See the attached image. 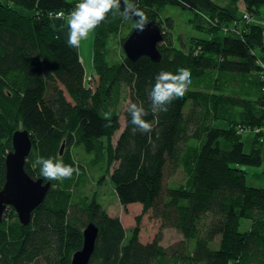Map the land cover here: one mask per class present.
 Wrapping results in <instances>:
<instances>
[{
    "label": "trees",
    "instance_id": "1",
    "mask_svg": "<svg viewBox=\"0 0 264 264\" xmlns=\"http://www.w3.org/2000/svg\"><path fill=\"white\" fill-rule=\"evenodd\" d=\"M78 1L0 0V187L5 156L19 128L31 133L25 168L32 177L41 178L37 157L61 159L80 170L71 179L51 181L30 224H22L14 207H7L11 212L0 221V264H71L89 222L99 227L89 264H264V187L249 185L241 167L262 163L264 26L243 15L225 17L227 8L213 0H132L163 30L161 60L145 55L136 61L108 59L110 41L125 25L109 14L96 28V74L87 87L85 66L58 35L52 17L71 13ZM243 2L253 15L264 6V0ZM168 5L190 9L205 21L237 19L242 32L226 34L210 24L209 38L193 37L188 48H177L166 33L173 21L162 19ZM179 68L191 72L188 91L167 112L153 114L148 93L157 74ZM127 91L129 103L145 107L152 132L134 134L126 111L114 144L121 128L118 108ZM109 109L111 121L102 119ZM247 129L261 138L250 151L243 141ZM75 150L86 160L78 159ZM181 167L186 182L167 184ZM96 170L110 173L123 205L143 204L145 212L151 210L163 227L178 229L184 240L167 249L160 234L148 244L140 241L138 230L128 235L119 217L82 194ZM243 218L252 220L249 230L240 229Z\"/></svg>",
    "mask_w": 264,
    "mask_h": 264
},
{
    "label": "rangeland",
    "instance_id": "2",
    "mask_svg": "<svg viewBox=\"0 0 264 264\" xmlns=\"http://www.w3.org/2000/svg\"><path fill=\"white\" fill-rule=\"evenodd\" d=\"M213 1H215V4L219 7L227 8L229 13L227 14L225 12L224 15L225 17H230L231 19L236 17V15L241 16L248 12L246 9H243L241 7V4H244L243 2H241L243 0H238L236 4H232L229 0ZM78 2H80V0ZM242 6H245V4ZM216 12L219 13L220 11L218 10ZM248 13L251 15V19H249V21L259 23L261 26H264V6H261L260 12L257 15H253L250 12ZM167 18H171V20L173 21V29H167L168 31H166V33H170V37L173 39L174 45L177 48H188L191 45L193 37L209 38V35H211L210 32H213L212 30L208 29L210 27H213L208 21L204 20L202 15L196 14L194 11L190 9H185L179 5L166 6L162 13V19L165 21V19ZM133 27L134 20L127 21L125 22V25L120 31V33L117 36L113 37L109 44L108 59H110L111 61H119L124 56H126L124 49L121 45V39H125L129 35ZM95 32L96 29L89 34V37L83 42L81 48L82 55L86 57V65L84 64L85 69L86 71L90 72L86 74L85 77V84L87 87L90 86V81L96 74L94 56L92 61L93 41L95 38ZM128 104L129 92L127 91L125 93L124 100L118 108L121 128L117 130L113 136L114 144L117 143L120 133L124 129L126 123L125 113ZM249 133H251L250 129L243 131L244 143ZM261 145L262 163L260 165L241 166L247 171L248 184L256 187H264V142H262ZM245 150L250 151L249 146L245 145ZM75 151L78 159L79 156H82L86 160L84 153L79 150ZM116 165L117 163H115L110 168V172L113 171ZM186 179L187 174L181 167L173 176H169L167 178L166 183L169 185H176L185 183ZM82 192V194L86 195L90 201L96 199L100 204H102V206L111 216L119 217L128 235L132 234L135 230H138L139 239L144 244L154 242L159 234L161 235L160 244L167 249L177 244H180L184 240L183 234L178 229L173 227H163L161 225V220L154 216L151 210L145 212L143 204L137 202L128 205H123L119 200L114 184L110 180V173L104 170L103 173L102 170L101 172L97 170L94 173L91 172L89 182L87 186L83 188ZM6 210L4 212V215L7 216V213H10L11 211L8 212V210ZM139 217H141V219H138ZM251 224V219L243 218L240 222V229L242 231L249 230Z\"/></svg>",
    "mask_w": 264,
    "mask_h": 264
},
{
    "label": "clouds",
    "instance_id": "3",
    "mask_svg": "<svg viewBox=\"0 0 264 264\" xmlns=\"http://www.w3.org/2000/svg\"><path fill=\"white\" fill-rule=\"evenodd\" d=\"M109 14L114 18H120L123 22L134 20V28L140 32L150 23L145 11L132 0H80L66 21L69 29L67 45L71 48H79L81 41L86 40L89 34L109 17ZM56 18L64 19L63 13ZM191 83V72L187 68H179L176 73L167 71L158 73L148 93L151 112L153 114L167 112V106L174 100L182 99ZM126 111L131 117L134 134L137 131L141 134L152 132V124L145 119L148 112L142 104L129 103ZM112 115V110L109 109L102 113V119L111 121ZM35 165L39 167L40 177L48 181L63 182L71 179L74 173L80 174L78 166L73 167L53 157H37Z\"/></svg>",
    "mask_w": 264,
    "mask_h": 264
},
{
    "label": "water",
    "instance_id": "4",
    "mask_svg": "<svg viewBox=\"0 0 264 264\" xmlns=\"http://www.w3.org/2000/svg\"><path fill=\"white\" fill-rule=\"evenodd\" d=\"M164 33L156 20H151L145 30L140 32L133 29L125 38L123 49L126 56L136 61L141 56H149L153 61L161 60L160 43ZM13 149L5 156V182L0 187V221L7 207H14L20 222L28 225L32 221L35 209L41 205L52 187L51 181L32 177L26 170L27 157L33 148L31 133L27 128H19L12 135ZM65 143L61 146V153ZM99 227L89 222L84 230V242L77 250L71 264H89L94 253Z\"/></svg>",
    "mask_w": 264,
    "mask_h": 264
},
{
    "label": "crops",
    "instance_id": "5",
    "mask_svg": "<svg viewBox=\"0 0 264 264\" xmlns=\"http://www.w3.org/2000/svg\"><path fill=\"white\" fill-rule=\"evenodd\" d=\"M230 1V0H229ZM231 2V1H230ZM243 2V1H241ZM244 3V2H243ZM244 4H241V7L243 9H245V6H242ZM263 20V19H261ZM67 18H64V19H55V26L58 27V29H56L58 35L64 40L67 42V38H68V33H69V29H68V26H67ZM85 40H82L81 41V44H80V47L79 48H73L77 53L78 55L80 56V59L82 61L83 64L86 65V57H84L81 53V48H82V44ZM94 43V41H93ZM93 56H94V48H93V55H92V61H93ZM87 60H88V54H87ZM90 73L89 71H86V74ZM263 132H264V128H263ZM264 135V133H262ZM262 135V137H263ZM259 139L260 136H258V134L254 131L251 130V133H249L245 139V145L249 146V148L251 149L252 146H253V143L255 142L256 139ZM264 142V141H263Z\"/></svg>",
    "mask_w": 264,
    "mask_h": 264
},
{
    "label": "built area",
    "instance_id": "6",
    "mask_svg": "<svg viewBox=\"0 0 264 264\" xmlns=\"http://www.w3.org/2000/svg\"><path fill=\"white\" fill-rule=\"evenodd\" d=\"M79 3V2H77ZM60 13H63V16L64 18H68L69 14H66L65 12L63 11H58L56 13H54L52 15V17L56 18L57 15H59ZM205 18L207 15H203ZM243 19L244 20H248L251 19V15L246 12L244 15H243ZM207 21L214 27L216 28H221L222 31H224L226 34H237V35H240L241 32H242V28H241V24L239 21H237V19L233 20V21H230V22H225V21H221L217 18L215 19H212L210 17H207ZM262 63H263V69H264V61L262 60ZM263 74H264V70H263ZM257 131H259L260 129L257 128L256 129Z\"/></svg>",
    "mask_w": 264,
    "mask_h": 264
},
{
    "label": "bare ground",
    "instance_id": "7",
    "mask_svg": "<svg viewBox=\"0 0 264 264\" xmlns=\"http://www.w3.org/2000/svg\"><path fill=\"white\" fill-rule=\"evenodd\" d=\"M10 152V151H9ZM7 155V154H6Z\"/></svg>",
    "mask_w": 264,
    "mask_h": 264
}]
</instances>
